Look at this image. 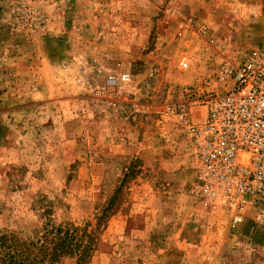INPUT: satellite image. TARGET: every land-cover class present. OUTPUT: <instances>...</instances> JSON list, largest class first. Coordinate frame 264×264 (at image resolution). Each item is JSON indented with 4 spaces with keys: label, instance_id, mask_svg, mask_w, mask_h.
I'll return each instance as SVG.
<instances>
[{
    "label": "rangeland",
    "instance_id": "rangeland-1",
    "mask_svg": "<svg viewBox=\"0 0 264 264\" xmlns=\"http://www.w3.org/2000/svg\"><path fill=\"white\" fill-rule=\"evenodd\" d=\"M256 52L264 0H0L4 245L63 239L42 264H264V203L238 223L204 203L175 115L200 121Z\"/></svg>",
    "mask_w": 264,
    "mask_h": 264
},
{
    "label": "built area",
    "instance_id": "built-area-1",
    "mask_svg": "<svg viewBox=\"0 0 264 264\" xmlns=\"http://www.w3.org/2000/svg\"><path fill=\"white\" fill-rule=\"evenodd\" d=\"M226 79L224 93L204 100L200 121L190 120L187 107L175 115L190 143L197 193L206 204H222L238 223L249 203H264V52L245 56Z\"/></svg>",
    "mask_w": 264,
    "mask_h": 264
},
{
    "label": "trees",
    "instance_id": "trees-1",
    "mask_svg": "<svg viewBox=\"0 0 264 264\" xmlns=\"http://www.w3.org/2000/svg\"><path fill=\"white\" fill-rule=\"evenodd\" d=\"M57 239L60 241L57 246L52 248V252H46L45 250L42 251V248H39L37 253H34V255L31 256L32 252L29 251L28 248H25L24 250L20 249V246L16 243L8 241V245H4L6 243L4 242L5 237L2 236L0 237V247H3V253L0 254V264H42L47 256H49L51 262H54L55 259L63 253L62 250L66 248L63 239H60L59 237ZM41 247H43V245H41ZM38 253H42V255H39Z\"/></svg>",
    "mask_w": 264,
    "mask_h": 264
}]
</instances>
